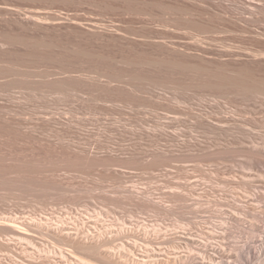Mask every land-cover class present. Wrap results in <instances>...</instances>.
<instances>
[{
    "label": "rangeland",
    "instance_id": "rangeland-1",
    "mask_svg": "<svg viewBox=\"0 0 264 264\" xmlns=\"http://www.w3.org/2000/svg\"><path fill=\"white\" fill-rule=\"evenodd\" d=\"M263 238L264 0H0V264H257Z\"/></svg>",
    "mask_w": 264,
    "mask_h": 264
},
{
    "label": "bare ground",
    "instance_id": "bare-ground-1",
    "mask_svg": "<svg viewBox=\"0 0 264 264\" xmlns=\"http://www.w3.org/2000/svg\"><path fill=\"white\" fill-rule=\"evenodd\" d=\"M236 83V82H235ZM234 83V84H235ZM238 84H239V82H237ZM254 87H256V85H253ZM10 228H12V229H14V231H15V234L19 237V238H27L24 234H25V232H23L22 230H20V229H18V227H16L15 225H13V224H10V226H9ZM27 233V232H26ZM102 245H101V243L99 244V243H97V244H90V245H86L85 247L86 248H88V249H90V251L91 250H96L97 251V249L98 248H100ZM250 247V246H249ZM259 249V251H262V252H264V238H263V241H262V244L258 247ZM251 249V248H250ZM254 250H255V248H254ZM99 251V250H98ZM128 252V251H127ZM253 252V251H252ZM61 253L62 254H65L64 253V251L63 250H61ZM251 253V252H250ZM71 254V253H70ZM264 255V254H263ZM83 259V258H82ZM140 263V262H139ZM206 264V263H205ZM207 264H211V263H209V262H207ZM257 264H264V256L259 260V262L257 263Z\"/></svg>",
    "mask_w": 264,
    "mask_h": 264
}]
</instances>
